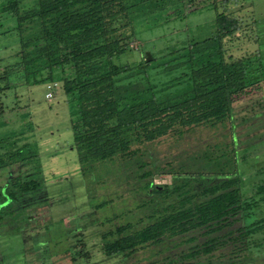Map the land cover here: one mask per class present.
Here are the masks:
<instances>
[{
    "label": "rangeland",
    "instance_id": "obj_1",
    "mask_svg": "<svg viewBox=\"0 0 264 264\" xmlns=\"http://www.w3.org/2000/svg\"><path fill=\"white\" fill-rule=\"evenodd\" d=\"M6 1L0 0V69L15 70L19 42L15 18L2 11ZM19 1L24 8L35 2ZM186 1L173 5L176 11L171 18L154 15L136 24L126 53L114 60L130 68V76L121 77L118 85H133L141 98L149 96L148 86L157 98L185 89L191 84V71L181 55L191 43L212 37L216 15L225 12L238 18L243 29L223 40L224 58L240 61L248 83L260 82V86L235 100L227 126L196 128L184 136L164 138L148 145L137 165L136 156L126 168L121 159H115L94 162L82 171L71 130L75 118L70 112L76 104L65 95L61 81L70 70L56 72L52 90L47 89L48 83L26 85L17 75L11 76L10 88L0 92V156L24 144L33 145L41 170L36 178L43 188L24 196L22 209L0 218V264H180V257L193 244L185 243L184 237L166 239L158 247L141 246L129 255H108L104 249L103 235L117 226L129 224L136 230L147 223L154 209L172 205V211L178 206L174 195L154 197L153 202L140 189L144 183L137 180L138 168L145 166L152 174L151 183L158 187L175 185L169 171L184 172L177 180L191 195L219 179L237 178L242 200L250 207L240 208L223 224L222 234H230L211 256L186 262L230 264L241 259L242 264H264V228L257 227V222H264V0H195L194 4H200L195 10L187 8ZM146 53L153 66L140 74L138 67ZM47 93L53 96L50 101ZM29 167L1 168L0 188ZM188 236L196 237L198 244L204 239L198 232ZM243 248H247L245 255ZM232 251L240 252L233 256Z\"/></svg>",
    "mask_w": 264,
    "mask_h": 264
},
{
    "label": "trees",
    "instance_id": "obj_2",
    "mask_svg": "<svg viewBox=\"0 0 264 264\" xmlns=\"http://www.w3.org/2000/svg\"><path fill=\"white\" fill-rule=\"evenodd\" d=\"M180 1L186 0H35L33 6L24 8L19 0H7L2 11L16 20L19 60L15 70L7 66L0 69V92L10 88L13 75L34 86L53 83L56 72L63 74L68 68L69 74L62 75L61 81L65 95L76 104L70 112L75 118L71 120V130L82 171L94 162L111 163L115 159H121L126 168L127 163L134 164L131 159L136 156L137 165L144 149L164 138L184 136L196 128L227 126L235 100L249 88H258L260 82L248 83L242 63L224 58L223 40L243 29L238 18L225 12L216 15L212 37L191 43L190 49L181 55L191 71V84L185 89L157 98L148 86L149 96L141 98V91L132 90L133 85H118L121 77L130 76V68L116 65L114 60L126 53L136 24L154 15L175 16L172 7ZM186 3L189 9L200 6L194 4L195 0ZM146 59L138 67L140 74L153 66ZM126 99L130 103L123 104ZM32 146L24 144L0 156V169L30 165L28 173L20 172L0 188V218L22 209L21 199L43 188L42 181L36 178L41 170ZM148 167L138 168L141 173L137 180L144 183L140 189L153 202L154 197L168 199L174 195L178 206L172 211V205L161 211L154 209L139 229L133 230L126 224L104 234L108 255H129L141 246L158 247L166 239L184 237L185 243L193 244L180 257V264H192L186 261L211 256L230 234H222L223 224L240 208L250 207L242 200L237 178L219 179L204 186L194 194L199 199L194 202L195 196L177 180L184 172L169 171L175 185L158 187L151 183ZM257 224L264 228L263 221ZM191 232H198L203 241L195 243L197 238L188 236ZM246 249L241 250L244 255ZM237 252L240 251L231 254L236 256ZM240 260L234 259L230 264H242Z\"/></svg>",
    "mask_w": 264,
    "mask_h": 264
},
{
    "label": "built area",
    "instance_id": "obj_3",
    "mask_svg": "<svg viewBox=\"0 0 264 264\" xmlns=\"http://www.w3.org/2000/svg\"><path fill=\"white\" fill-rule=\"evenodd\" d=\"M53 87H55V84L48 83V85H47V89H48V90H52ZM45 98H46L48 101H50V100L53 98V96H52L51 93H47V94L45 95Z\"/></svg>",
    "mask_w": 264,
    "mask_h": 264
},
{
    "label": "water",
    "instance_id": "obj_4",
    "mask_svg": "<svg viewBox=\"0 0 264 264\" xmlns=\"http://www.w3.org/2000/svg\"><path fill=\"white\" fill-rule=\"evenodd\" d=\"M146 57H147L146 61H147V62H150V61H151L150 53H146Z\"/></svg>",
    "mask_w": 264,
    "mask_h": 264
}]
</instances>
